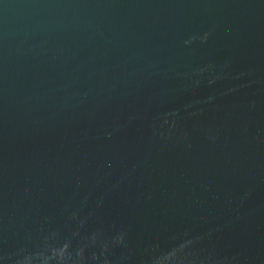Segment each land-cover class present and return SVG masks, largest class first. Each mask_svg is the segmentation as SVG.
I'll list each match as a JSON object with an SVG mask.
<instances>
[{
	"label": "water",
	"instance_id": "95a60500",
	"mask_svg": "<svg viewBox=\"0 0 264 264\" xmlns=\"http://www.w3.org/2000/svg\"><path fill=\"white\" fill-rule=\"evenodd\" d=\"M0 264H264V0H0Z\"/></svg>",
	"mask_w": 264,
	"mask_h": 264
}]
</instances>
